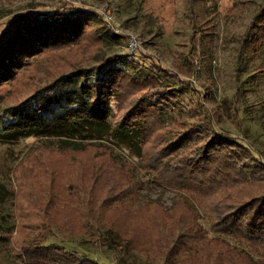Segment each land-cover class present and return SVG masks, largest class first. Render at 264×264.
Masks as SVG:
<instances>
[{
    "label": "rangeland",
    "instance_id": "374dc122",
    "mask_svg": "<svg viewBox=\"0 0 264 264\" xmlns=\"http://www.w3.org/2000/svg\"><path fill=\"white\" fill-rule=\"evenodd\" d=\"M262 6L0 0V37L28 13L84 23L72 43L27 59L0 86V264H28L25 250L42 247L50 264H264V236L243 239L212 212L216 203L250 199L264 212ZM110 70L106 125L139 107L141 147L135 138L84 141L103 130L78 128L76 120L42 130L74 107L63 92ZM47 97L59 101L47 106L43 124L27 136L7 129L13 110ZM61 140L89 146L58 149ZM257 205L244 212L255 214Z\"/></svg>",
    "mask_w": 264,
    "mask_h": 264
},
{
    "label": "trees",
    "instance_id": "16d2710c",
    "mask_svg": "<svg viewBox=\"0 0 264 264\" xmlns=\"http://www.w3.org/2000/svg\"><path fill=\"white\" fill-rule=\"evenodd\" d=\"M259 12L261 16L264 15V6L260 8ZM40 17L42 18L40 19ZM12 21L13 24L10 26L13 30H7L0 37V86L13 79L15 73L27 59L45 50L72 43L81 35L84 25L83 22H80L78 25L68 26L63 19L53 14L46 16L45 14H22ZM112 74V70H110L107 75H101L89 83L82 82L76 91L63 92L61 95L66 97L67 104L74 107L59 116L52 124L42 127V130L49 132L52 127L56 126V121L58 122L59 120L63 121L62 123L65 125L72 122L71 120H76L78 128L97 132L103 130L101 134L83 138L84 141L107 139L114 143L127 144V141L135 143L133 140L135 138L138 141V146L141 147V135H143L145 128L142 122L143 112L139 107L135 106V108L129 110L116 126L106 125V118L110 115L108 101L114 95L113 91H111L115 84ZM51 98H42L30 107L13 110L14 121L8 124L7 129L16 135L27 136V132L43 124L42 114L47 106L59 101L55 97ZM36 123L37 125L35 126ZM46 136L49 137L52 134ZM62 137L71 138L69 135ZM218 140L221 145H226L230 148L239 146L253 156L249 149L236 141L225 138H219ZM86 146H89L88 143L75 145L69 144L66 140L59 141L57 145L58 149L72 150H82ZM198 164L199 157L194 163L188 162L190 171L195 169ZM248 201L240 206L235 202H231L226 208L219 206V203L214 204L212 212L214 216H217L215 223L235 229V233L243 235V239H262L261 237L264 236L263 207L260 204V200L250 199ZM253 203L259 204L255 214L253 210L244 212L245 207L251 206ZM239 221L240 225L238 224ZM108 231L119 238L113 230L108 229ZM254 236L257 238L255 239ZM98 249H100V245ZM43 250V247L38 252L25 250L24 254L28 259V264H50V261L46 260L45 255L42 254L44 253ZM94 264L98 263L94 262Z\"/></svg>",
    "mask_w": 264,
    "mask_h": 264
},
{
    "label": "built area",
    "instance_id": "2783aa9c",
    "mask_svg": "<svg viewBox=\"0 0 264 264\" xmlns=\"http://www.w3.org/2000/svg\"><path fill=\"white\" fill-rule=\"evenodd\" d=\"M130 47H131V49H132V48L135 49L136 45H135V42H134V41H130Z\"/></svg>",
    "mask_w": 264,
    "mask_h": 264
}]
</instances>
